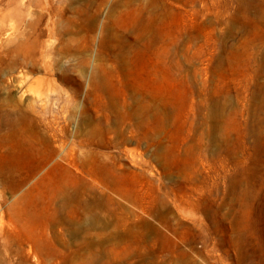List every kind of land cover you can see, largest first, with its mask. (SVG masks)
Segmentation results:
<instances>
[{
	"label": "rangeland",
	"instance_id": "374dc122",
	"mask_svg": "<svg viewBox=\"0 0 264 264\" xmlns=\"http://www.w3.org/2000/svg\"><path fill=\"white\" fill-rule=\"evenodd\" d=\"M0 264H264V0H0Z\"/></svg>",
	"mask_w": 264,
	"mask_h": 264
},
{
	"label": "bare ground",
	"instance_id": "6f19581e",
	"mask_svg": "<svg viewBox=\"0 0 264 264\" xmlns=\"http://www.w3.org/2000/svg\"><path fill=\"white\" fill-rule=\"evenodd\" d=\"M12 26V25H11ZM13 229V228H12ZM2 230V229H1ZM2 234V233H1Z\"/></svg>",
	"mask_w": 264,
	"mask_h": 264
}]
</instances>
